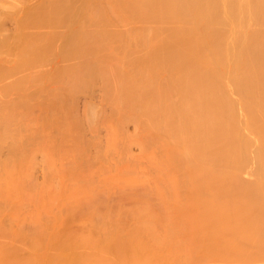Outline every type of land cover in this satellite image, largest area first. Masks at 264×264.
<instances>
[{"label": "bare ground", "instance_id": "obj_1", "mask_svg": "<svg viewBox=\"0 0 264 264\" xmlns=\"http://www.w3.org/2000/svg\"><path fill=\"white\" fill-rule=\"evenodd\" d=\"M9 1H11V0H9ZM36 1H35V3H37ZM45 1L46 0H44V2ZM72 1L71 0H54L53 3L49 2V3H52L51 5L49 4L50 6L47 5L46 8H43V9H42V7H39V8H41V10L39 9V11L37 10V12H33V13L31 11L32 7L29 6L32 2H30V4L26 3L28 5V7L31 8V9H29V8L28 9L31 11L32 15L29 14L30 16L28 18V15L26 17L25 16L26 14H24V16L27 19L25 18L26 20H24V21H26V22L23 21V23H25L24 24L25 28H26L25 32H26V30L31 29V31H30L31 33L26 32L27 35L24 36V41L26 43L24 45V48H21V49H23V52H21L20 55L24 54L25 57H22V58L23 59L25 58V59L23 61V59H21V57H20L22 62H25L26 66H29V65L35 66L34 63L36 61H41L44 58H46V55H47V52H49V49H52V48L54 49V46H55V44L57 45V43L53 44L54 45L53 47L50 46V44L46 45L44 43H48L49 40H51L50 35L55 32V29L58 30V32L60 31L61 33H62V31H64L63 29L66 26H64L63 29L61 30L62 27L57 26V25H60V23H64V22L67 23L68 22V24H66L68 27H66V28H69V30H70L71 26H73L77 23L76 17L79 16L80 14H81L80 16H82V14H85V17H86L85 19L87 21L85 24L87 25V23L90 20V22L88 24L91 25L92 24L91 20L95 21L98 16H99V19L101 20V18H103L102 15H104V17H106V15L109 11L113 12L115 5L119 4L121 6V3L123 4V1H124V4L122 5L121 8H123L129 4H130V7H131V5L135 6L138 4L139 5L143 4L141 7H138V9L135 8L134 11L132 10V12L135 15L137 14L136 17L143 15L144 18L148 19L147 21L151 20V23H153V24H151L150 22H147L146 19L144 20V18H142L143 21L141 19L140 23L144 24V21H146L147 24L150 23V26L153 27L151 29L153 32L150 30L151 33H153V37H150L151 34L147 35L148 34L147 33L146 34L147 39L149 37H150V39L146 40V37L143 36L146 33L145 31H148V29H150L151 27L150 28L149 27L144 28L143 29L145 32L144 33L143 30L140 28L141 26H139L140 29H138V30H141L142 33H144L143 35H142V33L139 34L140 31L138 32V30H137L138 27H136V26L139 23L138 21L140 19H138V21H137V18L136 19L134 18L135 22L134 21L133 22L137 23V24L136 25L134 24L135 26L133 27V25L131 24L133 22L131 21V23H129V21L131 20L130 19L131 15L129 16V18H127L128 17L127 16L126 17L127 19L124 16L125 20H128V19H130V20H128L127 22L125 20H123V21H125L123 24L129 23V25L131 24L132 27L130 25V28H126V29H128L127 31H124V29L122 31H124L126 33V35L129 34L130 36H131V34L134 33V32L132 33L133 30L134 31L136 30L135 32L137 33V34L136 33L133 34L135 36H131V37L127 36L126 38L130 37L131 40L135 39L134 42L136 44L138 42L139 44L144 45L146 50L144 49V46H142L143 50H145V51H144V53L142 52V55L141 54L139 55V53H141V52H139V50H138V52H139L138 53V52H136V50L139 49L141 46L139 44L134 45L135 47H137L136 50H135V48L133 50L134 52H136V54L133 52V54H135L136 57L134 55H131V58H135L134 61H133V59L129 58L130 60H132L131 62H134V64L130 63V61L127 62V60H129V59L126 60V58H128L130 56H128V55H126L127 57L124 56L125 61L123 63L127 62L130 64H133V67L137 66L135 69H136V72L138 71V73L136 75H134L136 77L131 78V80L129 78H126V77H125L126 79L123 78L126 80V82L123 81L126 84V86L124 88L123 87L124 85L122 84V87L124 89L120 88L119 91L121 92V94L123 95V97L125 99V102L122 101L125 103V105H133L134 108H137L139 111L146 114L149 117L150 121L153 123L152 124L149 121L151 127L156 128L158 131L163 133L167 139L176 143L174 148H176L177 150L173 151L172 154L169 155V158L172 162L178 163L176 173L181 174V176L184 180V187L186 189V192L184 194V195H186L185 199L187 198V199L195 202L193 206H192V203L189 204L191 206V209H189L190 206H189V208L187 207L189 209V212L193 209V214L190 212L192 214L190 216H192V217L188 216L190 213L188 212L187 209H186L187 212L185 210H183L184 212H182V211L181 212L179 211V212L182 213V215H183V213L186 212L187 216L190 217L189 219H191V218L193 219V222L191 221L192 219L190 220V222L186 221V220L185 221L188 222L189 225H191L190 223H192L191 227L196 232V234L200 240V242L196 246L198 239H196V242L194 241L195 242V244H194V242L191 241V239L189 237H186V238H189V241H188V239H186L188 242H190V241H191V243L193 242L191 245L196 246V247L192 246V247H194V250H192L191 245H189L191 248L189 247L190 250H188V251H191V253H193V254L195 252H196V254H198L197 252H199L198 250H200V251L204 252V255H203L204 257L203 256L202 257L206 260V262L207 261L210 262V260L211 261L214 260L215 262H217V264H227V263H230V264H264V181L261 179H256V178H243V177L231 176V175L223 174L221 172L222 165H231V166L236 167L239 170H243V171H247V172H251V173H257L259 175H264V31H252V30H250V26L253 23L264 22V0H117L118 1L117 4H115L116 3L115 0H112L111 2L109 0H104V1H106L107 4H108V2H110V5L109 6L107 5L109 7V9L111 7V3H113V1H114V5H113L112 10L108 9L109 11L107 12V9H105L106 12L104 13L102 11L104 10L103 8H105V7H103V8L100 7V8H102V9L99 8L101 11L100 13L101 14L104 13V14L99 15V13H98V16L96 18H95V16L93 17L91 15L92 10H90V11L88 10L90 12L89 17L92 16L91 18H88V19H87L88 16H86V15H88L86 13L87 10L84 9L88 5L86 3L87 0H85V2L78 1V2H82L80 4H77L78 2L76 3L78 10L76 9V7H75V9L78 12L71 10V8H73V10H75L73 6L76 5L75 3L72 4L71 3ZM93 1L95 2L96 0H93ZM93 1H92V3H93ZM102 1L103 0H101V3L104 2V1L103 2ZM17 2H20V1L18 0ZM26 2H28V0ZM74 2H76V0ZM125 2H128L129 4L128 3L125 4ZM13 3H15L14 0H13ZM85 3L87 5L83 6V5H85ZM92 3H91V5H92ZM104 3L102 4L103 6H105V4H106V3L105 4ZM140 3H142V4H140ZM21 4H20V6L23 5V4L22 5ZM96 4H98V3H96ZM96 4L92 5L93 9H96V8H94V6H96ZM6 5H9V3L6 2ZM6 5H4V6H6ZM36 5H38V4H36ZM36 5L34 6L35 8L37 7ZM44 5H43V7H45ZM78 5L83 6V9L80 10L81 7L78 8L79 7ZM11 6H12V4L9 5V8ZM15 6H17L16 3H15ZM0 7H1L0 9H2L3 5ZM7 7L8 6H6L4 9H7ZM24 7H23V9H24ZM34 7H33V9H34ZM119 7L116 6L117 10L120 9V10L124 11V9H126V8L121 9ZM130 7H128V8L130 9L129 11L131 12V8H133V7H131V8ZM88 8H90V7L88 6L87 9ZM14 9L15 8H13V10ZM21 9H22V7H21ZM23 9H22V12H25V11L28 12V9L27 10L24 9L25 11ZM9 10L10 9H8L7 14H6V11L3 10V12L7 15V17H3L4 14L1 15L2 13L0 12V16L2 19L8 18V15L10 16L11 14L12 15L14 14V13H12V10L11 11H9ZM17 10L16 11L14 10V12L16 13V14H14L15 16H17V13H18ZM34 11H35V9H34ZM114 11H115V9H114ZM122 11H119L120 12L119 16H117L118 11H115L116 13L114 12V14L111 12V14L114 17H116V21H119L117 19H119L120 16L122 17L123 14L124 15L130 14V13L128 14V9L126 10L127 13H126V11H124L125 13H123ZM9 12H11V13L8 14ZM132 12H131V14H132ZM115 14H117V15L115 16ZM112 15H110V17L107 16L106 17L107 19L106 18H104V19L110 21L111 19H113ZM100 16H102V17L100 18ZM10 17L14 18L12 16H10ZM10 17H9V19L11 22ZM20 18H21V16H20ZM9 19H7V22ZM22 19H24V18H22ZM78 19H79V17H78ZM82 19H84V18H82ZM122 19H123V17H122ZM14 20L18 21L15 18H14ZM19 20H21V19H19ZM97 20L95 22H98V23L103 22L102 20L101 21L100 20L97 21ZM3 21H5V19ZM116 21L111 20L112 24H108V25H110L109 27H108L107 23H105V21L103 22V24L104 25L106 24L107 27L104 26L103 24H100V26L103 25V27L104 28L106 27L107 29L112 27L111 29L115 30V27L118 23H120L121 18H120V21L118 23ZM1 22H2V20L0 19V24H2V25H0L1 26L0 30H1V32H3L2 34H4V31H5L4 27L6 25L3 26L4 22L3 23H1ZM18 22H16V24ZM81 22H79L78 24H80L81 27H84L85 25L83 23L85 21H83L82 24H81ZM23 23H21V24H23ZM94 23H93V26H94ZM4 24H6V21ZM21 24L19 22V25H21ZM64 24H62V25H64ZM120 24L121 25H119V24L117 25L118 28H119V26H121V28H122L123 25H122V23H120ZM19 25L17 26V28H15L16 30L18 29ZM26 25H31V26H33V25L39 26L40 25L39 26L40 29L38 28L39 31L40 30L43 31V29H45V28H47V30H48V27L51 28L49 30L52 31V28L54 26V28H53L54 31H52V33L49 35V37H48L49 39L48 40L46 39V42H43V44H42V41H44V39L47 38L46 34H48V31H43V32L40 31L39 32L35 26H33V27L29 26V28L30 27L31 28L27 29ZM45 25H47V26H45ZM48 25H50V26H48ZM113 25L115 26L114 29H113ZM44 26H45V28H44ZM126 26H128V24ZM34 27H35L36 31L39 32V34H37L36 31H33ZM57 27L58 28L60 27L59 28L60 30L57 29ZM90 27L88 28L89 30H90ZM22 28L20 27L21 30H24ZM75 28H76V26H75ZM75 28H73V29L71 28L70 32L68 30L67 31L68 33L67 32L65 33V34H67L65 36V39L63 37L64 36V32H63V36L60 37L61 42L59 41L60 38L59 39L57 38L58 42H60V43H62V39L65 40V44L62 43V44H64L62 47L61 44L58 43V45H60L61 48L59 46L60 51H59V49H57L59 51L58 54L56 55L57 60L55 59L54 53L52 55L51 54L49 55V53H48V56H51V57L53 56V58L55 59L53 61L52 58H49V61H50V59H52L53 65H54V62L57 63V65L60 62L63 63L64 61H61L62 59H59L62 57L64 60L67 59V62L70 61V63L68 62L67 64L65 63L66 62L65 61L64 64H66V65H63L61 63L60 65L61 66L63 65L64 67L59 68V71H58L59 75L63 74V78L61 77V75L58 76L62 79V81L64 78L66 80L67 79L66 77H68L67 82L63 81L64 84L67 83V86L70 84V87L68 86V90H69V88H71L70 90H74V92H76L75 90H77V88L79 86L81 87L82 84H84V83L89 84L91 82L93 83L95 81L93 79L94 77L95 78L100 77L99 80L101 82V86L97 85V86H100V88L98 87L97 89H100V90L102 89V91H104V90L106 91V89H107V93L108 94L111 93L112 83L110 81L111 79L108 77V73H109L108 67H110L108 64H111V63H109L110 60L108 59V55H110L109 52H111V51L107 52L108 54H106V53L102 52V50H104V52H105L104 47L102 48V50L99 47H101L100 43H102V42L105 43L104 41H106L107 44H109V40L112 39V41H113L115 38L118 39V37L119 38H121V37L118 35L115 37V34L110 35L111 29L110 30L106 29L107 33L104 30L102 31V33L104 32L103 34H105V36H106L105 37L103 34H100L101 31H96V32H100V33H97L98 34V36H97L96 32L94 30V27H93L94 32H91V34L95 33V36H92L91 34H89V36H88V34L86 35V33L83 32L85 29H87V27H85V29L83 31H81V29L79 27H78V29H75ZM118 28H116L117 29L116 31L119 34V31L121 29L118 30ZM133 28H136V29H133ZM20 29H19V31H20ZM101 29H102V27H101ZM129 29L132 31L130 32ZM2 30H4V31H2ZM16 30L14 32H19ZM91 31H92V29H91ZM108 31H109V34H108ZM150 31H148V32H150ZM45 32H47V33H45ZM58 32L56 31L54 34H56V33L58 34ZM112 32L114 33V31H112ZM20 33H21V31H20ZM41 33L43 35L45 34L43 37L46 36L42 40H40L41 39L40 38ZM2 34H1V36H2ZM12 34H16V33L12 32ZM54 34L51 35V37H53L52 40L54 42H57L56 41L57 39L54 40L57 37V35L55 37ZM60 34H58V37L60 36ZM18 35L19 34L17 33L16 39L15 40L11 39L12 41L10 40V37H8L9 38V40H8V38H7L8 35L6 36L7 39L4 36H2L5 40L3 38L2 39L0 38V40H3V41L7 40V41H11V43H12L13 41L18 40V38H17ZM34 35H36V36L38 35V36L36 37ZM120 35L121 36L123 35L122 32L120 33ZM12 36H14V35H12ZM104 37L106 38V40ZM134 37H137V42H136V38H134ZM107 38L109 39L108 41H107ZM20 39H22V38H20ZM122 39H123V36H122ZM127 40L125 41V39H124V42L129 41V40L128 41ZM53 41H50V42H53ZM120 41H121V39H120ZM147 41H149V42H147ZM98 42H100L99 43L100 45H98ZM134 42L132 40V43H134ZM23 43L24 42H22L20 44L22 47H23V45H22ZM95 43H97V44H95ZM110 43L113 44V42H111V41H110ZM115 43L116 44L119 43V40H118V42L114 41V44ZM121 43L123 44V42H120V44ZM130 43H129V45H130ZM0 44H2V43H0ZM6 44H8V43H6ZM13 44H15V43L13 42ZM114 44H113V46L115 47L116 45H114ZM8 45L3 44L2 46H7L5 48H7V50H9ZM48 45L52 48H49ZM102 45H105V44H102ZM111 45L109 44L110 47H111ZM123 45H122V48H123ZM126 45H128V43ZM106 46H105V48H106ZM138 46H140V47H138ZM117 47L118 46H116L115 49H117ZM133 47H131V45H130V47L127 48V46H126L127 51H128V49L132 51ZM2 48L4 49V47H2ZM2 48L0 50H3ZM125 49H123L121 54H124ZM108 50H110V49H108ZM120 50H121V47H120ZM143 50L141 49V51H143ZM9 51H11V50H9ZM127 51L125 50V53L130 52V51H128V52ZM50 52L52 53V50H50ZM116 52H118L120 54L119 50ZM5 53H6V51L3 54H5ZM11 53H12V51H11ZM11 53L8 52L7 54H11ZM55 53H57V52H55ZM112 53L115 54L114 51ZM137 53H138V55H137ZM7 54H6V57H7ZM121 54H120V56H121ZM130 54H132V52H130ZM0 56H1V51H0ZM4 57L5 56H3L2 59L0 58L2 60L1 63H3V60L5 62ZM114 57L116 58L115 55H114ZM7 59H9V58H7ZM11 59H12V56H11ZM110 59L113 60V57L111 58V56H110ZM121 59H122V57H121ZM116 60L118 62V59H116ZM116 60L115 61L113 60V61L116 63ZM7 62H11V61H7ZM119 63H122V62L119 61ZM13 64L14 63H12V65ZM135 64H136V66H134ZM14 65L17 66V64H14ZM53 65H52V68L48 67V68H51L50 70L46 67V70L48 69V71H49L48 73H52L54 71ZM3 66L5 67L4 70L6 71V67H7L6 64ZM9 66L7 67L8 70H9V68H11ZM115 66H113V67H115ZM38 67H41V66L37 65L34 68L36 72H38V69H37ZM55 67H56V64H55ZM119 67H121V66H118V68ZM122 67H123V65H122ZM127 67H125L126 68L125 70L128 69ZM130 67H131V65H130ZM0 68H1V65H0ZM13 68H15V67H13ZM13 68H12V71L14 70ZM16 68H18V67H16ZM41 68H43V65ZM41 68H39V70ZM118 68H117V70L115 69L117 72H119V71L121 72L124 69L123 68L122 70L118 71ZM137 68H138V70H137ZM1 69L2 70H0V75H1V72H4L3 68H1ZM20 69L21 68H19V70ZM26 69H28V68L26 67ZM26 69L23 68V70H26ZM34 69H30V71L32 70L31 74L35 73V71L33 73ZM8 70H7V72L10 73V71H8ZM51 70H53V71L51 72ZM55 70H56V68H55ZM28 71H29V69H28ZM41 71H43V70H41ZM123 71H122V73H124ZM128 71H131V70H128ZM132 71H134V70H132ZM26 72L27 71H24L23 73L25 74ZM40 72H38V73L39 74L43 73V72L42 73H40ZM44 72H46V71L44 70ZM113 72L116 73L115 71H113ZM18 73H19V75H21V71ZM17 74L15 73V75H17ZM24 74H22V75H24ZM28 74L30 75V73H28ZM53 74H55V76H56V72L55 73L53 72ZM2 75H3V73H2ZM10 75H12V74L10 73ZM25 75H27V74H25ZM35 75H36V73H35ZM43 75H44V73H43ZM57 75H58V73H57ZM64 75H66V76L64 77ZM120 75L123 76L124 74L122 75L120 73ZM13 76H14V74H13ZM41 76L42 75H40V78H41ZM44 76L47 78V74ZM121 76H120V78H121ZM132 76H133V74H132ZM3 77H0V79ZM5 77H6V75H5ZM7 77L11 78V76H7ZM7 77L5 78L6 80L9 79ZM34 77H38V76H34ZM52 77L54 78L53 75H52ZM81 77H83V78H81ZM23 78L25 80L27 79L28 82L30 80V79H28V77L26 78L25 76H23L22 79L20 78L22 82L24 80ZM33 78H32L33 81L36 80V78L35 79H33ZM98 78L96 80H98ZM14 79H15V77H14ZM37 79L39 80V78H37ZM43 79H44V77H43ZM43 79L41 80L43 82L41 85L44 84ZM58 79H56V81H57L56 83L61 81V79L60 80H58ZM6 80H4V82ZM1 81H3V80L1 79ZM1 81H0V83H2V85L6 87L5 83L7 81L5 83H3ZM13 81L14 80L9 81V84L7 83V86L12 85V87H13V85H15L14 82L17 83L18 78H16L14 82ZM11 82H12V84H11ZM22 82H19V83L22 84ZM38 82H39L38 85H40V83H41L40 80ZM45 82H47V81L45 80ZM53 82H55V81H53ZM23 83L25 84V82H23ZM34 83L37 84V80L31 83L32 86L34 85ZM63 83H62V85H63ZM71 83H73L72 84L73 88L71 86ZM92 83L90 84V86H86V87H88V88L91 87L93 85ZM18 84H16L15 86L19 89ZM28 84L30 85V83H28ZM50 84L48 87H51ZM96 84H97V81L94 85L96 86ZM98 84H100V83H98ZM2 85H1V88H3ZM25 85H27V83ZM29 85H27V87ZM38 85H37V87H38ZM15 86H14V88H15ZM52 86H55V84H53ZM58 87H54V88L51 87L49 89H51V91H52ZM86 87L84 86L85 89H86ZM9 88H11V87H9ZM4 89H7V88H4ZM34 89L35 90H33V91L45 90V88H39V87L36 88V86L34 87ZM49 89H46L47 90L46 92H48ZM65 89H66V87H65ZM80 89H82V88H80ZM92 89H95V88H92ZM97 89H95V90H97ZM29 90H31V89H29ZM0 91H2V89H0ZM4 91H6V90H4ZM55 92H57V91H55ZM69 93H70V91H69ZM71 93H73V92H71ZM115 95H116L117 99L121 102V99H120L121 97H120L119 92L115 91ZM234 95L237 96L236 99L233 97ZM52 97H55V96H52ZM57 97H59V96L57 95ZM70 97L72 98V96H70ZM48 101H50V100H48ZM48 103L50 104V102H48ZM48 103H46V104H48ZM52 103H53V99H52ZM115 114L118 115L119 113L117 112ZM116 115H115V117H116ZM74 125L72 128H74L76 126V125L75 126ZM78 129H80V128L78 127ZM75 131H78V133H76L78 135L79 130H75ZM80 133H81V131H80ZM64 134H65V132H64ZM59 135H61V133ZM59 137H61V136H59ZM81 137L83 138V136H81ZM77 138L78 137H76L74 139V141ZM78 140L79 139H77L75 142H77ZM80 140H81V138H80ZM67 141H69V140H67ZM64 145H65V143H64ZM71 145H72V143H71ZM74 148H76V147H74ZM78 157H80V156H78ZM195 159L199 162L197 165H200L199 166L200 168H196L192 165L195 163ZM201 163L202 164L205 163L208 166L202 167ZM90 181L91 180H89V182ZM172 185L174 186L175 184H172ZM172 185H170V186H172ZM171 188H174V187H171ZM172 194H173V192H172ZM187 199H186V202L189 201V200L187 201ZM178 206L179 205H177V207ZM186 206H188V204L184 205L185 208H186ZM166 207L170 208L169 206H166ZM179 207H182V209L184 208L183 205L181 206V204ZM161 210H164V208ZM173 211L174 210H172L170 212V214H173L172 216H174L176 214V212L173 213ZM176 211H177V209H176ZM163 213L165 214V211ZM166 213H167V215H169L168 212H166ZM137 216H135V217H137ZM127 217H129V216H127ZM146 217H147V214H146ZM145 218H140V219L143 220ZM177 218H180V217L178 216ZM183 218H186V217H183ZM140 219H137V221L139 222ZM181 219H182V217H181ZM189 219H187V220H189ZM140 222H141V220H140ZM173 222H174V220H173ZM143 223H144V221H143ZM146 224H147V220H146ZM150 224L151 223H149V225ZM173 224H175V223H173ZM177 224H178V226H177V228H178L180 224L178 222H177ZM188 224H186L185 226H187ZM138 225H136V226H138ZM144 225L138 226V227H142L140 229H138V227H136L138 229V230L136 229V231H135V227L133 230L130 229L131 231H133L132 233L130 232V230H128L130 232V234L126 235L127 238L116 237V235L113 234L115 229L112 231H109L108 232L109 236H107L106 240H104L105 242H104L103 246L104 245H105V247L106 246H109V247L112 246L111 247L112 249L114 247L115 250L117 249L118 254L119 253H125V252L134 253L135 256L140 254V257H138V256L135 257L133 254L134 257L132 259H130L129 262H126V264L127 263L128 264H146L145 263L146 261L144 259H147L151 254V252L147 253V251H149V247L151 246L150 248H151V250H153V247L154 246L156 247L157 243H159V242L161 243V241H160L161 238L159 235L160 240H159V242H157L158 236L156 235V233H158V232H155L156 230L153 232L154 228L152 229L151 226H150V228L152 230L149 228H148L149 229L148 230L147 229L148 226L146 227V225L145 226ZM152 226H153V224H152ZM175 226H176V224H175ZM182 226H184V225H182ZM129 228H131V227H129ZM185 228H187V227H185ZM40 229L41 228H39V230ZM188 229L190 230L191 228L188 227ZM34 230H32V231H34ZM143 230H146V231H143ZM150 230H151V232L155 233V237H156V239L154 238L155 240H152L153 239L152 237L154 236V234L152 233L153 235H150V233H151V232H149ZM181 230L182 229H180V231ZM184 230L186 231V229H184ZM189 230H187V231H189ZM42 231H44V230H42ZM141 231H143V232L141 233ZM116 232H118V231H116ZM144 232L146 234H147V232H149L150 236H148V237H150L151 240L154 241L156 244H153L152 241L149 240L150 238H148L146 236L150 242L148 241L147 246H144V245H146V242L143 241L144 245L143 244H141V245L143 247H145V249L144 248L142 249V246L140 245L141 240H145V241L147 240V238L142 239V238H144L143 236L145 235ZM38 233H40V231ZM160 233H162V232H160ZM189 233H191L192 235L195 234L191 230L189 231ZM141 234H144V235L139 236V237H142V238H140L141 240L139 242L138 235H141ZM163 234H164V232H163ZM167 234H168V232H167ZM180 234H181V232H180ZM191 234H189V235L192 236ZM128 235H129V237H128ZM172 235H174V234H172ZM186 235L187 234H185V236ZM197 236H195V235L192 236L191 237L192 240H194ZM177 238H178V236H177ZM163 240H166V239H162V241ZM176 240L180 241L179 238ZM168 242H169V240H168ZM172 242H174V241H172ZM149 243L153 244V246ZM164 243H165V241H164ZM185 243H186V246H188V244H190V243H187L186 241H185ZM59 245H60V247H59ZM61 245H62V247H61ZM77 245L78 244H76V246ZM83 245H84V243H83ZM177 245L179 246V244H177ZM181 245H185V244L182 243ZM63 246H64L63 244H58V247L61 248V250L64 249L65 252H67L66 248L68 245L67 246L65 245L66 248H64L65 246L64 247ZM169 246H170V244H169ZM172 246L170 248L167 246L169 251H170V249H172ZM75 247L73 246V248H71V249L74 250ZM79 247H80V245H79ZM161 247L165 249L164 246H161V245L159 246V244H158V246L156 247L155 250H157V248H161ZM80 248H79L78 254L83 249L82 248L80 250ZM84 248H85V246H84ZM86 248H88V247H86ZM186 248L187 247H185V249ZM94 249H97V248H93L91 255L94 254L93 253ZM164 249H162V250H164ZM166 249L164 250L165 254L163 253L162 250H160L161 254L162 253L164 254V258L161 255L163 260H167L168 256L170 255L169 251H168L169 255L168 256L166 255V253H167ZM181 249H180L179 253L182 252ZM61 250H60V252L62 254L60 253L59 254L60 256L58 255L57 257H55V259L53 258L54 262L58 261V262H56V264L61 263V262H64L65 264H82V262L80 261L81 257L79 259L76 256L77 251L75 252L76 258L73 255L75 259L72 258L73 256L71 255V253H70L71 259L70 258L68 259L67 258L68 254L64 253L63 250L62 251ZM85 250H87V249H85ZM97 250H99V248ZM174 250H175V248H174ZM87 251H90V250H87ZM144 251H146V252H144ZM177 251H179V250H177ZM183 251H185V250H183ZM188 251H186V252H188ZM192 251H195V252H192ZM171 252H173V251L171 250ZM63 253L65 255H63ZM68 253H69V251H68ZM87 253H90V252H87ZM99 253H102V252L99 251ZM129 253H126V257L131 258L132 256L131 257H130V255L127 256V254H129ZM145 253H147V254H145ZM158 254H160V253H158ZM177 254L178 253H176L175 255H177ZM184 254H185V252L183 253V256H184ZM196 254H194V255H196ZM80 255H81V253L79 254V256ZM83 255H85V254H82V256ZM165 255L167 256V258L165 257ZM191 255L192 254H190L189 256H191ZM200 255H202V253ZM197 256H195V258ZM178 257H179V255H178ZM184 257L181 256V258H180L181 262L183 261L182 259ZM170 258L171 257H169L168 262H170L169 261V260H171ZM148 259L149 260H148L147 264L150 261V257ZM162 259H160V261ZM180 259H177V260H180ZM198 259H199V256H198ZM124 260H126V259L124 258ZM154 260H156V259H154ZM185 260H186V264L192 263L190 260H187L186 258H185ZM160 261H158V262H160ZM162 261L160 264L165 263V262L162 263ZM193 261L195 262L194 259H193ZM158 262L157 263L155 262V263L159 264ZM178 263H180V262H178ZM183 263H184V261H183ZM197 263H199V261H197ZM201 264H202V262H201Z\"/></svg>", "mask_w": 264, "mask_h": 264}, {"label": "rangeland", "instance_id": "obj_2", "mask_svg": "<svg viewBox=\"0 0 264 264\" xmlns=\"http://www.w3.org/2000/svg\"><path fill=\"white\" fill-rule=\"evenodd\" d=\"M0 1H1L0 6L3 5L2 9L6 11V14L8 12V9H10L9 11L12 10V13L16 14L14 12V10L16 11L19 8L17 10V12H18L17 16H15L14 14L13 15L11 14L10 16L17 19L21 24V23H23L24 20L27 19L26 18L27 15L29 18V16L32 15L33 12H37V10L39 11V9L41 10V8H39V7H42V9L46 8V6L47 5L50 6L54 0H46L45 2H44V0H42L44 3L41 0H39V1L38 0L37 1L36 0H32V1L28 0V2H26L27 0H25V1L19 0L20 2H17L18 0L17 1L14 0L15 3L17 4V6H15V3H13V0H11V1L0 0ZM5 1L7 3H9V5L12 4V6L9 8V5H6ZM35 1L37 3H35ZM74 1L75 0H73L71 3L76 4L78 1L85 2V0L84 1L83 0H76V2H74ZM89 1L87 0V2H86L88 5L85 3V5H83V6L87 5V7L89 6L90 8L87 9V7H85L84 9H86L87 11L92 10L91 15L93 17L95 16V18L98 16V13H99V15L104 14L106 12L105 9H107V12L110 9L112 10L113 5H114V1H113V3H111V7L109 9L108 6L110 5V2L112 0H109L110 2H108V4L106 3V1L103 0L106 3L105 4L102 1L105 4V6L102 5L103 3H101V0L100 1L96 0L95 2L93 0H91L90 1L91 3L93 1L92 5H95L96 3H98V4H96L97 7L94 6V8H96V9H93V6L91 5V3ZM30 2H32L33 4L32 3L30 4ZM49 2H52V3H49ZM82 2H78L77 4H80ZM115 2H116L115 4L118 3L117 0H115ZM21 3L22 4L24 3V4L22 5ZM26 3L30 4L29 6L32 7V9L30 7H28V5ZM126 3H128V2H125V4ZM20 4L22 6H20ZM36 4H38V5H36ZM42 4L43 5L45 4L44 5L45 7H43ZM77 4L73 6L74 9H75V7L77 9ZM123 4H124V1H123ZM123 4L121 3V6L119 4L114 6L115 11H118L117 12L118 15L115 14V16L116 15L119 16V14H120L119 11H122L120 9L117 10L116 6L117 7L120 6L119 8H121ZM140 4H142V3H140ZM4 5L8 6L7 9H4L6 7ZM35 5L38 7V8L36 7L37 9L34 7ZM142 5H139V4L135 5V6L131 5V7H133V8L130 7V4L127 6L131 8V12H132V10L134 11L135 8L138 9V7H141ZM78 6H79L78 8L81 7L80 10L83 9V6H81V5H78ZM127 6L123 7V8H126V9H124V11H126L128 9V14L129 13L130 14L124 15L123 13H125V12L122 11L123 12L122 13L123 19L120 16L119 19H117V20L120 21V18H121L122 22L120 21V23H122L123 26L125 24L126 25L128 24V26L125 25L124 27L122 26V28H121V26H119V28H118L117 25L118 24L121 25V24L118 23L119 21H116V17H114L111 14L112 11L111 12L109 11L107 13L106 17L107 16L110 17V15H112L113 19H111V20H115L118 23L116 25V27L113 25V29L115 27V30H112L111 29L112 27H110L108 29L106 28L107 25L112 24L113 21L111 22L110 19H109L110 21L105 20L104 18H106V17H104V15H102L103 18H101L102 16H100V18L103 22L105 21V23H107V25L106 24L104 25L103 22L102 23L101 22H99V23L95 22L97 19L100 20L99 16L96 18L95 21L91 20V23H92L91 25L88 24L90 22V20L86 25L85 23L87 21L85 19L86 18L85 14H82V16H80L81 14L79 16H77L76 17L77 21L75 20L77 23L75 25L71 26V28L73 29L76 26L75 29H78V27H79L81 29V31H83L85 29V27H87V29H85L83 32H85L86 35L88 34V36H89V34H91V32H94V30H95V32L101 31V33L96 32V35L98 36L97 33L103 34L104 33V32L102 33L103 30L106 32V29L107 30L111 29V32L114 31V33L110 32V35L115 34V37L118 35L121 38H119V37H118V39L115 38L113 41H112V39L109 40L107 38V41L109 40V44L111 45L112 43H110V41L113 42V44H114V41L118 42V40H119V43H117V44L115 43L114 45L118 46L117 49L119 50V52L121 54L123 49L126 48V46L128 48V47H130V45H131V47H133L134 45L139 44L137 42V37H134V38H136L137 44L134 42L135 39H132L135 44L132 43V40L130 39L131 36H135L133 34L136 33L135 32L136 30L132 31L129 29L130 32L131 31H132V33L134 32L133 34H131V36L129 34L126 35V33L124 31H127L128 29H126V28H130L131 24L133 25V27L137 24V23H134L135 22L134 20L136 18H137V21H138V19H140L138 21L139 23L141 22V19L144 18L143 15H141V16L138 15L139 17H136L137 14L135 15L133 12L131 14V12L129 11L130 9ZM12 7L15 9L13 10ZM21 7H22V9L24 7V9H26V10L28 8L31 9L32 13L29 9H28V12L25 11L24 9L23 10L25 12H22ZM33 7H34L35 11H34ZM100 7H102V8L105 7V8H103L105 11L103 10L102 12H104V13H102V14L100 13L101 12L100 9H102ZM123 8H121V9H123ZM2 9H0V12L2 13L1 15L4 14L3 17H7V15L3 12ZM76 9L73 10V8H71L72 11L78 12L77 11L78 9L77 10ZM114 9L112 12L113 14L115 12ZM87 11H86V13L88 15H86V16H88L87 17V19H88V18H91L92 16L89 17L90 12L89 11L87 12ZM10 13L11 12H9L8 14H10ZM126 13H127V11H126ZM24 14H26L25 15L26 17L24 16ZM130 15H131V18H130L131 20L128 19V20H130L129 23H131V21L132 22L134 21V22L131 23L130 25H129V23L123 24L125 21L126 22L128 21V20L124 19V16H125V18L127 16H128L127 18H129ZM10 16L8 15V18H3V19L0 16V19L2 20L1 23H3V22L5 23V21H6V24L3 23V26L6 25L4 27L5 28L4 30L6 32L4 30H2V31H4V34L5 33L6 34L5 35L2 34L3 32H1V30H0V33L2 34V36H4L6 38V36L8 35L7 38L10 37V40L11 39L15 40L17 33L19 34L17 36L18 40L13 41L15 44H13V42L11 43L12 40L11 41L0 40V43H2V44H0L1 46L3 44H5V45L9 44L10 46L8 45V48H9V50L12 51V53H11V51L7 50V48H5L7 46H2V47H4V49L0 46V49L1 48L3 49V50H0L1 51L0 58L2 59L3 56H5L4 59L6 62L5 63L3 60V63H1L2 60L0 59L1 60L0 61L1 68H3V71L6 73L5 74L4 72H1L0 77H3V76L5 77V75H6V77L11 76V78L7 77V78H9L7 80L5 79L6 77L5 78L3 77L4 79L1 78L3 81H1V79H0V81L3 83H5L7 81L5 83L6 87L3 86L2 83H0L3 86V88H1V85H0V89H2V91H0V264H56V262H58V261L54 262L53 258L55 259V257H57L61 253L60 252L61 248H59L60 245L58 247V244H63L64 246L68 245L67 248H66V246L65 247L63 246L64 248H66L67 252H65V250L62 249L64 253H67L69 255L68 256L66 254L68 259L69 258L71 259V257H70L71 255L75 256L76 255L75 252L77 251L76 256L79 259L81 257L80 261L82 262V264H126V262H129L130 259H132L135 256V254L131 253V252H130L131 254L129 252L118 254L117 249L115 250L114 247H113V249H114L113 250L111 248L112 246L111 247H109V246L105 247V245L103 246V244L105 242L104 240H106L107 236H109L108 232L112 231L114 229H115V231L113 234H115L116 237L127 238L126 235L130 234V232L132 233L133 231H131V230H133L134 227H135V231H136V229H137L136 227H138L140 225H144V224L146 225V227L148 226L147 229L148 228L149 229L154 228L153 232L155 230H156L155 232H158V233H156V235L158 236L157 237L158 241L157 240L156 241L159 242V240L161 238L160 241L162 244L160 242L156 244L154 241H152V240L156 239L155 233L151 232L152 229L149 232H151L150 235L154 234V236L152 237L153 239L151 240V238L148 237V236H150L149 232H147V234L144 232L145 235L144 234L138 235L139 242L141 240L140 238H142L139 236L144 235L143 236L144 238H142V239H145L147 237L150 238L149 240L152 241L153 244H156V247L159 244V246L161 245V246H164L165 249L167 248L166 249L167 253L169 251L168 247L170 248L172 245L174 246V247L172 246V249H170V251H169L170 255H169V253L168 254L166 253L167 256L169 255L168 259H169V257H171L170 258L171 260H169V261L171 262L173 260L171 263L168 262V259L167 260L162 259V256L164 258V254H165L164 248L161 247V248H157V250H155L156 247L154 246L153 250H151V248H150L151 246L150 247L148 246L149 251H147V250L146 251H147V253L151 252V254L149 256L150 261L148 264H150V263L156 264L158 261H160V259L163 260V261L161 260L162 263L165 262L163 264H176V263L177 264H180V263L186 264L185 258L192 262L189 264H193V263L194 264H201V262H202V264H204V263L205 264H208V263L209 264H217V262H215L214 260H212V261L210 260V262L209 261L206 262V260L203 258L204 252H202L200 250H198L199 251V252H197L198 254H196L195 251H192V252H195L194 254H196V255L191 253V251H188V250H190L189 245H191L194 241L196 242V239H198L197 240L198 242L196 243V246H197L198 243L200 242V240H199L196 232L191 227L192 223H190L191 225H189L188 222H186V221L190 222V220L192 219V218L189 219L190 217H192L190 215L193 214V209L190 211L192 214L189 212V209H191V206L189 204L192 203V206H193L195 202L192 200H189L187 198H186L187 201L189 200L190 202L189 201H188L189 203L186 202V199H185L186 195H184L186 192V189L184 187V180H183L181 174L176 173L178 163L172 162L169 158V155H171L173 151L177 150L176 148H174L176 143L167 139L166 136L163 133H161L160 131H158L156 128L151 127L150 123H149L150 119L146 114L139 111L137 108H134L133 105H125V103H124L125 99H124L123 95L121 94V92L119 91L120 88H123V87L125 88L126 84L124 82H126V80H125L126 78H129L131 80V78L136 77L134 75H136L138 73V71L136 72V69H135L137 67L136 64L134 65L136 67H133L134 62H131L132 60H130L129 58H131V55H134L136 57L135 54H136V52H138V50H139V52H141V53L138 52L139 55L140 54L142 55V52L144 53V51L146 50L145 46L139 44L141 47L144 46L145 50H143V47L141 48L140 46H138L143 51H141L140 48L136 50L137 47H135V46L133 47V49L131 48L132 51L128 49V51L132 52V54H130V52L125 53V50L127 51V48H126L124 50V54H121V56H120V54L118 52H116V51H118L117 49H115L116 46L114 47L113 44L110 47L106 41H104L105 43L98 42V45L101 44V47H99V48H101V50H102V48L104 47V49H105V52H104V50H102L103 53L108 54L107 52L111 51V52H109L110 55H108V59L111 61L110 62L108 60L109 63H111V64H108L110 66V67H108L109 68L108 69V71H109L108 77L111 79L110 81L112 83L111 93H109L110 94L109 95L107 93V89H106V91L105 90L102 91V89L101 90L97 89L98 87L100 88V86H101V82L99 80L100 77L99 78L97 77L98 80H96L97 78H95V77L93 78L95 80L94 81L95 83L97 81L96 86L94 85L95 84L94 82L93 83L91 82L93 84L91 87L95 88L97 90L92 89L91 87H89V88L86 87V86H90L91 83H89V84L84 83L81 85V87L79 86L82 89H80L78 87L77 90H75L76 92H74V90H70L71 88H69V90H68V86L70 87V84L68 83L69 85L67 86V83H66L68 80V77H66L67 78L66 80H65V78L63 79V81H66L65 82L66 84H64L62 79L60 77H58L61 75V74L59 75V72H58L59 68H63L64 67L63 65H66L68 62L70 63V61L67 62V59L64 60L62 57L59 59H62L61 61H64V62L66 61L65 62L66 64H64V62L63 63L60 62L58 64L60 67L55 62H54V65L52 64V62L56 59V55L60 51V49H59L60 45H58V43L61 42L60 37L63 36V32H64L63 37L65 39V36L67 35L65 33L69 30V28H66V27H68L66 25V24H68V22L67 23L64 22L65 24L60 23V25H57V26L62 27L61 30L63 29L64 26H66V27H64V29H63L64 31H62V33L60 31L58 32V30L55 29V32L57 31L58 34L61 33L59 37H58L57 33L56 34H54L55 32L53 33L55 37L57 35L56 38L54 37L55 38L54 40H56L57 38L58 39L60 38L59 39L60 42H58V39L56 40L57 42H54L52 40L53 37H51V35H53V34H51V33H52V31H54V29H53L54 26L52 28V31L49 30V29H51L49 27H48V30H47V28H45V26H47V25L44 26L45 29H43L41 27L43 29V31H48V34H46L47 38H45L46 36L43 37L45 34L43 35L41 33V35H40V38H41L40 40L45 38L44 41H42V44H43V42H46V39L47 40L49 39L48 37L51 34L50 35L51 40H49V42L47 41L48 43H44V44H46V45L50 44V46H52V47L54 46L53 44H55V43H57V45L55 44L54 49L48 45L49 48H52V49H49V52H47L46 58H44L41 61H36L34 63L35 66H33V65L26 66L25 62H22V60H21V59H23L22 57H25L24 54L23 55L21 54L22 56L20 55V53L23 52V49H21V48H24V45L26 43L24 41V36L27 35L26 32H30L31 31L30 28L35 26V25H33V26L26 25L27 29H30V30H26V32H25V29H26L25 25H24L25 23L21 24L22 25L21 26V25H19L18 21H15L14 18H11ZM20 16H21V18H20ZM9 17L11 18V22H10ZM78 17H79V19H78ZM22 18H24V19H22ZM82 18H84V19H82ZM4 19H5V21H3ZM7 19H9L8 22H7ZM19 19H21V20H19ZM145 19L146 18H144V20ZM123 20H125V21H123ZM147 20L148 19H146V21ZM81 21L82 22L85 21L83 23L85 25L84 27H81V25L78 24ZM142 21H143V19H142ZM146 21H144V24L138 23L139 25L137 24V26H136V27H138L137 30L140 28L143 30L146 27L150 28L151 27L150 26L151 20L147 21V22H150L148 24ZM16 22H18L17 24L19 25L17 30L15 29L18 26L16 24ZM24 22H26V21H24ZM82 22H81V24H82ZM93 23H94V26H93ZM62 24H64V25H62ZM100 24H103L106 27L104 28L103 25L100 26ZM151 24H153V23H151ZM0 25H2V24H0ZM132 25H131V27H132ZM29 26H31V27L29 28ZM39 26H35L38 31L40 29ZM48 26H50V25H48ZM88 26L89 27L91 26L90 30L88 29L89 28ZM109 26L110 25H108V27ZM139 26H141V27L139 28ZM20 27L21 28L23 27L22 29H24V30H21ZM35 27H34L33 31H36ZM93 27H94V30H93ZM101 27H102V29H101ZM59 28L57 27V29H59ZM71 28H70V30H71ZM116 28H118V30L121 29L120 31L123 34L122 35L123 39H122V36L120 35L121 32L119 31V34H118V32L116 31L117 30ZM152 28L153 27L148 29V31H150ZM0 29H1V26H0ZM19 29H20L21 33H20ZM91 29H92V31H91ZM123 29H124V31H122ZM133 29H136V28H133ZM15 30L19 31V32H14ZM70 30H69V32H70ZM250 30H252V31H264V22L253 23L250 26ZM38 31H36L37 34H39V32L42 30H40L39 32ZM148 31H145L146 32L145 33L143 30V32L145 33L144 34V33H142L141 30H138L139 34H141V33H142V35L144 34L143 36L146 37V40L150 39V37H153V33H151L152 30L150 32H148ZM12 32L16 33V34H12ZM45 33H47V32H45ZM1 34H0V38L2 39L3 37L1 36ZM108 34H109V31H108ZM146 34L147 35L151 34L152 36L151 35H150V37L148 36L149 38L147 39ZM12 35H14L15 37ZM91 35L95 36V33H92ZM103 35L105 36V34H103ZM34 36H36V35H34ZM127 36H130V37H128L129 39L126 38ZM19 37L22 38L23 40L20 39ZM120 39H121V41H120ZM124 39H125V41L127 39L129 41L127 40L128 42H124ZM8 40H9V38H8ZM105 40H106V38H105ZM21 41L24 42L22 44L23 47L20 45L22 43ZM50 41H53V42H50ZM120 42H123L124 45L122 43L120 44ZM147 42H149V41H147ZM6 43H8V44H6ZM62 43L65 44V40L62 39ZM62 43H60V44L63 47L64 44H62ZM125 43L126 44L128 43V45L130 43V45L128 46ZM95 44H97V43H95ZM102 44H105V45H102ZM122 45H123V48H122ZM61 46H60V48H61ZM105 46H106V48H105ZM120 47H121V50H120ZM134 48H135L136 52L133 51ZM57 49H59V51ZM108 49H110V50H108ZM50 50H52V53L50 52ZM5 51H6V53L3 54ZM113 51L115 52V54L112 53ZM8 52L11 54H7ZM55 52H57V53H55ZM133 52L135 54H133ZM48 53H49V55L50 54L52 55L54 53L55 59L53 58V56L52 57L48 56ZM138 53H137V55H138ZM6 54H7V57H6ZM113 54L116 56V58L114 57ZM126 55L130 56V57L126 58V60L129 59V60H127V62L130 61V63H133V64H130L127 62L123 63L125 61V57H127ZM11 56H12V59H11ZM110 56H111V58L113 57L114 61L116 59H118V62L116 60V63H115L112 59H110ZM20 57H21V59H20ZM121 57H122V59H121ZM7 58H9V59H7ZM49 58H52L53 61H52V59H50V61H51L50 62ZM24 59H23V61H24ZM131 59H133V61H134L135 58H131ZM7 61H11V62H7ZM119 61L122 63H119ZM12 63L17 64V66L14 64L12 65ZM61 63L63 64L62 66L60 65ZM5 64L7 67L10 65L9 67H11V68H9V70H8L6 67V71H5L4 70L5 67L3 66ZM55 64H56V67H55ZM121 64L123 65V67ZM37 65H40L41 67L43 65V68L38 67L37 69H38V72L43 70L40 73L43 72L44 75L47 74V78L43 75V73L39 74L38 72L35 71L34 68ZM52 65L54 66L53 67L54 71L51 70V72L52 71L54 73L56 72V76H55V74H53V72L48 73L49 72L48 69L50 70L52 68ZM130 65H131V67H130ZM113 66H115V67H113ZM118 66H121L122 68L121 67L118 68ZM13 67H15V68H13ZM16 67H18V68H16ZM26 67L29 69V71H30V69H34L33 73L35 71L36 75H35V73L31 74L32 70L29 72L28 69H26ZM46 67L47 68L51 67V68H48L46 70ZM125 67H127L128 69L125 70L126 69ZM1 68H0V70H2ZM12 68L14 69L13 71H12ZM19 68H21V69L19 70ZM23 68L26 70H23ZM39 68H41V69L39 70ZM55 68H56V70H55ZM117 68H118V71L122 70L124 68L123 69L124 71L122 70L124 73H122V71L117 72L116 71ZM7 70L10 71V73L12 75H10V73L7 72ZM44 70L46 72H44ZM128 70H131V71H128ZM132 70H134V71H132ZM137 70H138V68H137ZM20 71H21V75H19V73H18ZM22 71L23 72L27 71L25 73L27 75H25ZM113 71H115L116 73H114ZM2 73H3V75H2ZM15 73L16 74L18 73V74L15 75ZM28 73H30V75L32 77ZM57 73H58V75H57ZM120 73L122 75L123 74L124 75L121 76ZM131 73L133 74V76ZM13 74H14V76H13ZM22 74H24V75H22ZM33 75L38 76V77H34ZM40 75H42L41 78H40ZM52 75L54 76V78L52 77ZM23 76H25L26 78L28 77V79H30L28 82L27 79H26L27 80L26 81L23 78L24 79L23 82H25V84L27 83V85H29L28 83H30L31 86L29 85L27 87V85H25L21 81ZM65 76L66 75H64V77ZM120 76H121V78H120ZM14 77H15V79L18 78L17 83L14 82L15 81ZM43 77H44V79H43ZM61 77L63 78V74L61 75ZM32 78L33 79L36 78V80H37V84L34 83L33 86L31 83L36 81V80L33 81ZM37 78H39V80L41 82L40 85L43 83L41 81L42 79L44 80V84L41 86L38 85L39 80ZM81 78H83V77H81ZM123 78H125V79H123ZM11 79L14 80L13 82L15 85L18 84L19 82H22V84L21 83L18 84L19 89L15 85H13V87H12V85L7 86V83L9 84V81H12ZM56 79H58V80L61 79V81L56 83L57 82ZM4 80H6V81L4 82ZM45 80L47 82H45ZM53 81H55V82H53ZM48 83L49 84L51 83L52 85L55 84V86H52L50 84V86L52 88L58 87V86L59 87L56 88L57 90L54 89L51 91V89H49L51 87H48L49 86ZM62 83L66 87L67 90L62 85ZM98 83H100V84H98ZM11 84H12V82H11ZM72 84L73 83H71V86L73 88ZM122 84L124 85L123 87H122ZM37 85L39 88H45V90L33 91V90H35L34 89L35 86H36V88H38ZM97 85H100V86H97ZM14 86H15V88H14ZM84 86L86 87V89L84 88ZM9 87H11V88H9ZM4 88H7V89H4ZM29 89H31V90H29ZM46 89H49L48 92H46L47 91ZM4 90H6V91H4ZM53 91L54 92L57 91V92L54 93ZM69 91H70V93H69ZM115 91L119 92L120 97H121L120 98L121 102L117 99V97L115 95ZM71 92H73V93H71ZM56 94L59 97L60 96L61 97L60 98L57 97ZM52 96H55V97H52ZM70 96H72V98ZM233 97L235 99L237 98V96H235V95ZM51 98L53 99V103H52ZM48 100H50V101H48ZM122 101H124V102H122ZM48 102H50V104ZM46 103H48V104H46ZM117 112L119 113L118 115L115 114ZM115 115H116V117H115ZM73 125L75 126L74 128H72ZM77 126L81 130L78 129ZM75 130H79L78 135L76 134V133H78V131H75ZM80 131H81V133H80ZM64 132H65V134H64ZM60 133H61V135H59ZM72 133L73 134L75 133L74 135L76 137H78L77 139L80 140V138H81V140L80 141L78 140L77 142H75L77 139L74 141V139L76 137ZM59 136H61V137H59ZM81 136H83V138ZM67 140H69V141H67ZM63 142L65 143V145ZM71 143H72V145H71ZM74 147H76L77 149ZM78 156H80V157H78ZM198 163L199 162L195 159V163L192 165L196 168H200L199 167L200 165H197ZM201 165H202V167L208 166L205 163H203V164L201 163ZM221 172L223 174H227V175H231V176L243 177V178H256V179H261L264 181V175H259L257 173H251V172L239 170L236 167L231 166V165H222ZM89 180H91V181L89 182ZM172 184H175L176 186L175 185L173 186ZM170 185H172V186H170ZM171 187H174V188H171ZM172 192H173V194H172ZM180 204H181V206L183 205V207L186 204H188V206H186V208L184 207L185 209L184 208L182 209V207H179ZM177 205H179V206L177 207ZM166 206H169L170 208H168ZM189 206H190V208H189ZM160 208L161 209L164 208V210H161ZM176 209H177V211H176ZM186 209L190 213V214L188 213L189 214L188 216H190V217L187 216ZM172 210H174L173 213L176 212V214L174 216H172L173 214H170V212ZM183 210L186 211L185 213H183L184 216L182 215V213H180L181 211L184 212ZM164 211H165L166 215L163 213ZM166 212H168L169 215H167ZM146 214H147V217H146ZM177 215L180 218H177L178 217ZM127 216H129V217H127ZM135 216H137V217H135ZM181 217H182V219H181ZM183 217H186V218H183ZM140 218H145V219L142 220ZM137 219H140L141 222H140V220L138 222ZM187 219H189V220H187ZM146 220H147V224H146ZM173 220H174V222H173ZM143 221H144V223H143ZM191 221L193 222V219ZM172 222L175 223L176 226ZM177 222L181 226L182 225H184V226L181 227L179 225V227L177 228V226H178ZM149 223H151V224L149 225ZM185 223L188 225L185 226L186 225ZM152 224L154 227L152 226ZM136 225H138V226H136ZM150 226H151V228H150ZM129 227H131V228H129ZM185 227H187V228H185ZM188 227L191 228L190 230L195 234L192 235L191 233H189L190 230L188 229ZM39 228H41V229L39 230ZM140 228H142V227H138V229H140ZM180 229H182V230L180 231ZM184 229H186V231ZM32 230H34V231H32ZM38 230L40 231V233H38L39 232ZM42 230H44V231H42ZM128 230H130V232ZM187 230H189V231H187ZM116 231H118V232H116ZM143 231H146V230H143ZM143 231H141V233ZM159 231L162 233H160ZM163 232H164V234L166 233L165 234L166 236L163 234ZM167 232H168V234H167ZM180 232H181V234H180ZM172 234H174V235H172ZM185 234H187V235L185 236ZM189 234H191L192 236L195 235L197 237L194 240H192V238H191L192 236H190ZM159 235H160V238H159ZM177 236L180 239V241L176 240V239H178ZM128 237H129V235H128ZM186 237H189L191 239V241H193V242L192 243H191V241L188 242L189 238H186ZM148 238L146 241L141 240L140 245L141 244L144 245V242H146V245H144V246H147L148 241H149ZM162 239H166V240L162 241ZM186 239H188V241ZM168 240H169V242H168ZM164 241L166 244L164 243ZM172 241H174V242H172ZM185 241L187 243H190V244H188V246H186ZM195 242H194V244H195ZM83 243H84V245H83ZM182 243H184L185 245H181ZM76 244H78V245L76 246ZM149 244H151V243H149ZM153 244H151V245L153 246ZM169 244H170V246H169ZM177 244H179V246ZM79 245L81 248L79 247ZM73 246L74 247L76 246L74 248V250L71 249V248H73ZM84 246H85V248H84ZM192 246L196 247L195 245H191V247ZM61 247H62V245H61ZM86 247H88V248H86ZM185 247H187V248L185 249ZM194 247H192V250H194ZM79 248H80V250L83 248L84 250L87 249L90 251H87V250L84 251L82 249L80 252L81 255L79 256V254H80V253L78 254ZM93 248H97V249L99 248V250L94 249L93 253L95 255L94 254L91 255ZM143 248L145 249V247L142 246V249ZM174 248L176 251L177 250H179V251L176 252L174 250ZM162 249H164V250H162ZM180 249L183 253L185 252V254H184L185 257L183 256L182 252L179 253ZM160 250H162L164 254L163 253L161 254ZM171 250L173 252H171ZM183 250H185V251H183ZM68 251H69V253H68ZM86 251L90 252V253H87ZM99 251H101L102 253H99ZM146 251H144V252H146ZM186 251H188V252H186ZM64 253H63V255H65ZM70 253H71V255H70ZM126 253H129V254H127V256L130 255V257L131 256L132 257L131 258L126 257ZM147 253H145V254H147ZM158 253H160V254H158ZM176 253H178V254L175 255ZM201 253H202V255H200ZM82 254H85V255H83L84 257L82 256ZM133 254H134V256H133ZM190 254H192V255L189 256ZM166 255H165V257L167 258ZM178 255H179V257H178ZM180 255L182 257H184L182 259L184 261V263H183V261L181 262V259H180L181 256ZM197 255L199 256V259L201 258L202 260L201 259L199 260ZM74 256L72 258H74ZM76 256H75V258H76ZM137 256L140 257V254L136 255L135 257H137ZM195 256H197V257L195 258ZM152 257L154 259H156L157 261L154 260ZM124 258L127 261L124 260ZM148 258L144 259L146 261L145 262L146 264L149 260ZM177 259H180V260H177ZM193 259L195 260V262L193 261ZM161 261L158 263L160 264ZM197 261H199V263H197ZM178 262H180V263H178ZM57 264H65V263L61 262V263H57ZM227 264H230V263H227Z\"/></svg>", "mask_w": 264, "mask_h": 264}]
</instances>
